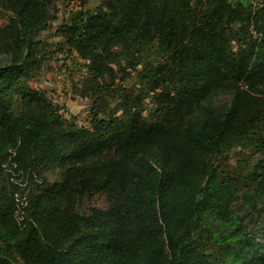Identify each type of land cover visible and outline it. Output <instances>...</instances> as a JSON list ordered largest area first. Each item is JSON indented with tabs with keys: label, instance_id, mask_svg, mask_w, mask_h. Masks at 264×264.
I'll use <instances>...</instances> for the list:
<instances>
[{
	"label": "trees",
	"instance_id": "obj_1",
	"mask_svg": "<svg viewBox=\"0 0 264 264\" xmlns=\"http://www.w3.org/2000/svg\"><path fill=\"white\" fill-rule=\"evenodd\" d=\"M50 2L0 0L14 14L0 26V264H264L237 210L264 211V3L79 10L57 33L97 85L87 128L28 86ZM120 61L140 87L108 114L102 83ZM97 195L108 208L81 211Z\"/></svg>",
	"mask_w": 264,
	"mask_h": 264
},
{
	"label": "rangeland",
	"instance_id": "obj_2",
	"mask_svg": "<svg viewBox=\"0 0 264 264\" xmlns=\"http://www.w3.org/2000/svg\"><path fill=\"white\" fill-rule=\"evenodd\" d=\"M255 6L264 3V0H250ZM104 0H52L48 8L49 21L47 28L37 37V62L31 70L28 81L30 88L44 93L53 105L67 120L75 122L80 127H91L92 107L96 100L97 85L90 82L89 63L72 51L64 38L57 33V28L81 9L97 10ZM11 11L3 10L0 15V26L9 24ZM9 62L7 57H2L0 64L3 66ZM115 70V84L106 78L105 87L100 95L105 100V112L112 114L120 103V95L123 88L136 93L139 90L137 72L132 71L125 61L113 65ZM140 70V67L138 68ZM109 86V87H108ZM138 94V92L136 93ZM227 97L220 101L224 102ZM103 107V108H104ZM145 115L153 112L155 106L152 97L144 100ZM244 156L241 149L229 152L225 165L234 168L242 163ZM49 179L54 178L51 174ZM108 198L105 195H97L92 199L80 202L79 208L87 212L89 208L107 209ZM237 210L248 223L249 231L259 242L264 244V211L251 214L243 206H237ZM20 264V263H17Z\"/></svg>",
	"mask_w": 264,
	"mask_h": 264
}]
</instances>
